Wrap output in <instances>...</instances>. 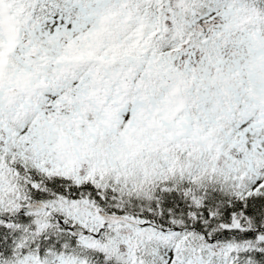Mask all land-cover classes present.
Wrapping results in <instances>:
<instances>
[{
	"label": "snow or ice",
	"instance_id": "1",
	"mask_svg": "<svg viewBox=\"0 0 264 264\" xmlns=\"http://www.w3.org/2000/svg\"><path fill=\"white\" fill-rule=\"evenodd\" d=\"M0 264H264V0H0Z\"/></svg>",
	"mask_w": 264,
	"mask_h": 264
}]
</instances>
